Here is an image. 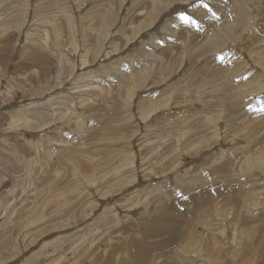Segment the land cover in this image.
<instances>
[{"label":"rangeland","instance_id":"rangeland-1","mask_svg":"<svg viewBox=\"0 0 264 264\" xmlns=\"http://www.w3.org/2000/svg\"><path fill=\"white\" fill-rule=\"evenodd\" d=\"M0 264H264V0H0Z\"/></svg>","mask_w":264,"mask_h":264},{"label":"snow or ice","instance_id":"snow-or-ice-1","mask_svg":"<svg viewBox=\"0 0 264 264\" xmlns=\"http://www.w3.org/2000/svg\"><path fill=\"white\" fill-rule=\"evenodd\" d=\"M183 19H185V20H186L187 18H183Z\"/></svg>","mask_w":264,"mask_h":264}]
</instances>
